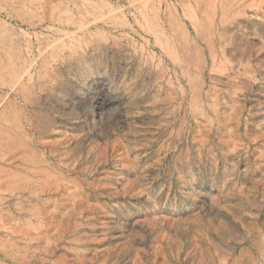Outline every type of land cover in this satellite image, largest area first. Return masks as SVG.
Instances as JSON below:
<instances>
[{
  "label": "rangeland",
  "instance_id": "1",
  "mask_svg": "<svg viewBox=\"0 0 264 264\" xmlns=\"http://www.w3.org/2000/svg\"><path fill=\"white\" fill-rule=\"evenodd\" d=\"M0 54V264H264V0H0Z\"/></svg>",
  "mask_w": 264,
  "mask_h": 264
},
{
  "label": "bare ground",
  "instance_id": "2",
  "mask_svg": "<svg viewBox=\"0 0 264 264\" xmlns=\"http://www.w3.org/2000/svg\"><path fill=\"white\" fill-rule=\"evenodd\" d=\"M9 70H11L12 74H14V76H16V72H13L12 68H10L7 65V63L3 59V56L0 54V83H3V81H4L3 75ZM90 109L94 110V105H92L90 107ZM8 139L12 141L14 138L11 136V137H8ZM12 175H13L12 172L7 173V179H8L9 185H12L15 182V178H13ZM17 178H18V176L16 177V180H17Z\"/></svg>",
  "mask_w": 264,
  "mask_h": 264
}]
</instances>
